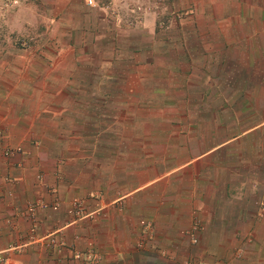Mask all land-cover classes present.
Returning <instances> with one entry per match:
<instances>
[{
    "label": "crops",
    "instance_id": "obj_1",
    "mask_svg": "<svg viewBox=\"0 0 264 264\" xmlns=\"http://www.w3.org/2000/svg\"><path fill=\"white\" fill-rule=\"evenodd\" d=\"M34 1L0 0L2 264H264V0L162 31L112 0L131 25L47 54L11 39Z\"/></svg>",
    "mask_w": 264,
    "mask_h": 264
},
{
    "label": "rangeland",
    "instance_id": "obj_2",
    "mask_svg": "<svg viewBox=\"0 0 264 264\" xmlns=\"http://www.w3.org/2000/svg\"><path fill=\"white\" fill-rule=\"evenodd\" d=\"M241 1L243 2H240V0H200V3L194 4L195 0H125L126 8L136 14L135 17L132 16L133 19L138 18V16L142 18L144 14H151L154 17V23L159 25L157 29L161 31L169 26L176 27L182 22L191 25L192 22L188 20V17L192 16L189 10L196 11L200 14L201 9H207L213 10L217 14V10L219 9L240 8L242 3H244V0ZM61 3L64 6L63 8L61 6H54V1L52 0L30 2L27 18H24L23 22V32L20 27L21 18L17 17V24H15V30L11 37L15 44L21 48L23 46L25 47L28 42L32 45L35 42L42 41L46 46L44 48L45 54L48 51L52 53L54 51L52 44L57 46L56 42L66 45L72 40H76L77 35L94 36L97 33V30L92 28L94 25L108 24L109 22L120 23L121 20L125 21L124 19H127V15L118 17V10L112 3V0H92V5L90 6L86 5L83 0H69ZM54 8L59 11L62 10L61 12H64V14L62 16H56L54 14ZM98 11H101V13H98ZM214 18L217 20V16ZM126 25H131V23L128 21ZM26 26L28 27V31L26 30ZM75 26L80 27L81 31L72 33L71 28ZM85 26L89 27L88 30H84ZM0 39L3 40V34L0 36ZM32 51H35V49H30V52ZM39 51L43 52V50ZM49 55L52 56L51 54ZM41 67L50 70L52 65L46 64ZM115 67L113 68L116 69ZM74 68V72L80 75L92 71V68L88 66H75ZM101 70H105L104 72H114L111 66H104V69L99 68V70L95 68V72H101ZM128 122L129 119L127 118L125 123L128 124ZM140 131L143 135L144 125L141 126V129L137 127H125V132L131 137L130 141H126V150L135 146L136 148L141 147L143 154L146 153L148 146L145 144V140H142V144H137ZM133 137H135L136 145ZM140 246H143V242L140 243ZM241 249L235 248L232 251V259H234L232 262L240 261L244 252L243 248ZM150 264L154 263L151 262ZM186 264L192 263L186 262Z\"/></svg>",
    "mask_w": 264,
    "mask_h": 264
},
{
    "label": "built area",
    "instance_id": "obj_3",
    "mask_svg": "<svg viewBox=\"0 0 264 264\" xmlns=\"http://www.w3.org/2000/svg\"><path fill=\"white\" fill-rule=\"evenodd\" d=\"M85 4L86 5H92V0H84ZM84 258L86 260H89V261H97L98 260V257H96L95 255H93L90 251L86 252L85 253V256ZM3 260L2 258L0 257V264H2Z\"/></svg>",
    "mask_w": 264,
    "mask_h": 264
}]
</instances>
